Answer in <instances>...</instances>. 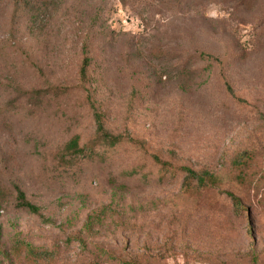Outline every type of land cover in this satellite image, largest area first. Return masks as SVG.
Segmentation results:
<instances>
[{
    "label": "rangeland",
    "instance_id": "rangeland-1",
    "mask_svg": "<svg viewBox=\"0 0 264 264\" xmlns=\"http://www.w3.org/2000/svg\"><path fill=\"white\" fill-rule=\"evenodd\" d=\"M90 101L136 142L103 145ZM260 115L264 0H0V264H264ZM181 167L225 183L186 192Z\"/></svg>",
    "mask_w": 264,
    "mask_h": 264
},
{
    "label": "trees",
    "instance_id": "trees-1",
    "mask_svg": "<svg viewBox=\"0 0 264 264\" xmlns=\"http://www.w3.org/2000/svg\"><path fill=\"white\" fill-rule=\"evenodd\" d=\"M200 57L205 59L214 58L210 54H206L204 52L200 53ZM89 60L85 58L82 69H81V75L82 77L86 76V70L88 66ZM227 88L230 92H233L230 85L227 84ZM41 91H35V97L40 96ZM90 106L93 112V118L95 122V133L96 138L100 140L103 145L107 146L108 148H113L119 144H121L124 141L135 143V139H133L129 135H122V134H112L110 131H108L105 127L104 121H103V114L97 110L93 102L90 101ZM261 120L264 122V115H260ZM66 150L74 155H81L86 156L87 154H92L93 152V146L86 145L81 146L80 145V136L75 135L69 143L66 145ZM247 152L240 153L231 163V169L238 171L239 174L236 178L241 179L242 173L244 171L243 167L245 165L246 160L249 158ZM156 162L162 165H167L168 163L162 162L159 157L154 156L153 157ZM181 170L184 172V182H183V189L186 192H192L193 190L199 191V192H205L209 190H219L220 187L225 183L224 178L221 176V173L219 172H213L210 170H204V171H196L190 167H181ZM239 179H237L238 184ZM236 182V183H237ZM14 191H15V204L16 207L19 209H23L31 214L39 215L41 216V209L36 204L32 203L25 193V191L18 185H13ZM223 194L226 195L227 198L231 200V203L234 207V209L237 212H247V215L249 216V222L251 221L250 216H252V212L248 207H246L243 204V201L241 197L234 194L231 191L224 190L222 191ZM2 210L1 203H0V212ZM97 217L95 215H92L89 217L87 222L85 223V229L92 234L90 231L93 228L94 220ZM250 228H252L250 226ZM27 254L29 257H31L34 260L38 259H48L51 255L48 251L40 252L37 249H35L30 243H24Z\"/></svg>",
    "mask_w": 264,
    "mask_h": 264
}]
</instances>
